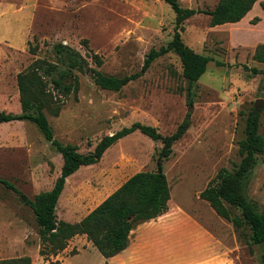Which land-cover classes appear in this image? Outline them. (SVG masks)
<instances>
[{"label": "rangeland", "instance_id": "1", "mask_svg": "<svg viewBox=\"0 0 264 264\" xmlns=\"http://www.w3.org/2000/svg\"><path fill=\"white\" fill-rule=\"evenodd\" d=\"M179 1L183 8L207 10L219 2ZM261 11L258 7L249 23L237 26L210 27L206 14L183 22L186 46L213 59L201 78L189 84L174 52L143 70L148 53L173 38L175 13L163 0H0V114L21 113L18 75L36 60H46L57 67L51 77L66 73V83L77 80L78 90L63 96L48 77L51 106L60 110L57 115L43 112L54 138L77 146L84 155L92 153L104 136L136 122L167 137L187 122L186 133L162 162L171 193L169 217L184 224L225 225L229 236L222 243L236 264H262L264 244L251 242L249 228L236 229L200 198L221 169L233 173L238 168V144L251 112L259 114L264 136V75L249 70L264 69L252 58L255 47L264 43ZM257 15L263 21L253 24ZM57 44L69 51L57 53ZM95 71L140 76L119 91H110L96 84ZM161 146L136 131L109 147L98 163L82 166L66 180L56 207L58 221L79 222L129 177L156 170ZM62 165L61 154L34 123H0V178L14 186L0 184V264L23 257L32 264H105L85 235L72 238L57 255L42 242L27 201L53 188ZM244 189L247 199L264 212V154L257 155ZM230 210L233 216L240 215L239 209Z\"/></svg>", "mask_w": 264, "mask_h": 264}, {"label": "trees", "instance_id": "2", "mask_svg": "<svg viewBox=\"0 0 264 264\" xmlns=\"http://www.w3.org/2000/svg\"><path fill=\"white\" fill-rule=\"evenodd\" d=\"M163 1L175 13L173 38L165 46L158 50L152 49L148 53L143 70H147L155 59L174 52L181 61L183 77L192 84L201 78L213 59L186 46L181 37L183 22L197 14H206L210 17V27L234 24L240 22L258 0H219L213 10L183 8L179 0ZM261 6L264 9V3H261ZM259 21L257 17L252 23L257 24ZM55 50L57 53H63L69 51V47L57 44ZM252 58L255 62L264 65V43L255 47ZM94 59L98 65L102 64L97 55H94ZM218 65L222 64L219 62ZM74 66H77L76 63H72V67ZM245 68L249 69L247 66ZM56 69V65L46 60H36L27 71L20 73L17 81L21 113L2 114V122L30 121L34 123L45 139L62 156L61 175L53 188L27 201L35 214L42 242L49 244L50 251L57 255L67 247L72 238L85 235L98 252L105 259H109L127 248L130 234L137 226L154 220L168 211L171 193L162 162L169 159L173 143L186 133L188 123H182L173 135L167 137L153 126L136 122L111 135L104 136L92 153L84 155L78 151L77 146L63 144L54 138L53 129L43 112L44 109H48L57 115L60 110V106H56L55 109L51 106L53 97L47 89L49 82L46 80ZM249 70L253 75H264V69L253 67ZM139 76L138 73L123 77L108 76L95 71V82L104 90L119 91ZM51 78L54 89L63 96L78 90L77 80L66 83L65 80L68 78L66 73L59 74L57 78ZM136 131L162 144L158 153L156 170L140 171L129 177L79 222L58 221L56 207L67 178L82 166L98 163L109 147ZM238 145L241 161L236 171L229 173L226 169H221L216 179L200 193V198L208 202L218 216L231 222L236 229L249 228L251 242L260 245L264 244V212H260L257 206L247 199L244 189V182L257 163V155L264 154V136L260 133L258 113L249 114L245 126V137L239 141ZM0 184L8 189H14L10 182L2 178H0ZM229 207L239 209L240 215L233 216ZM2 264H32V262L29 258L23 257L3 261ZM262 264H264V253Z\"/></svg>", "mask_w": 264, "mask_h": 264}, {"label": "crops", "instance_id": "3", "mask_svg": "<svg viewBox=\"0 0 264 264\" xmlns=\"http://www.w3.org/2000/svg\"><path fill=\"white\" fill-rule=\"evenodd\" d=\"M261 3L264 0H258L240 22L232 25L249 23L254 10L262 8ZM261 12L264 14V9ZM257 16L262 18V15ZM262 21L263 18L260 23ZM171 214L167 211L137 226L130 234L127 248L105 259V264H236L228 247L222 243L229 236L223 231L225 225L184 224L169 217ZM88 246L95 248L89 241Z\"/></svg>", "mask_w": 264, "mask_h": 264}, {"label": "water", "instance_id": "4", "mask_svg": "<svg viewBox=\"0 0 264 264\" xmlns=\"http://www.w3.org/2000/svg\"><path fill=\"white\" fill-rule=\"evenodd\" d=\"M262 105V100H258L255 104L256 107V111H258V109L260 108V106ZM2 122V114H0V123ZM26 201V199H24V202Z\"/></svg>", "mask_w": 264, "mask_h": 264}]
</instances>
